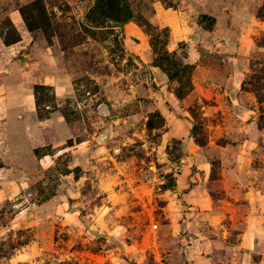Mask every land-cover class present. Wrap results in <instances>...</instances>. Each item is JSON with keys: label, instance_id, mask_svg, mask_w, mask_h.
<instances>
[{"label": "rangeland", "instance_id": "obj_1", "mask_svg": "<svg viewBox=\"0 0 264 264\" xmlns=\"http://www.w3.org/2000/svg\"><path fill=\"white\" fill-rule=\"evenodd\" d=\"M33 1L0 0V88L74 137L0 193V264H264V0H127V22L42 0L31 30Z\"/></svg>", "mask_w": 264, "mask_h": 264}, {"label": "crops", "instance_id": "obj_2", "mask_svg": "<svg viewBox=\"0 0 264 264\" xmlns=\"http://www.w3.org/2000/svg\"><path fill=\"white\" fill-rule=\"evenodd\" d=\"M159 13L163 15V10H159ZM127 33H129L128 36H136L140 39H143L138 43V45H143L144 35L140 27L127 30ZM184 38L185 35L182 33V35L176 39L182 40ZM29 39L25 40V42L27 43ZM20 40L24 41L22 39ZM138 45H135V47H138ZM46 56L49 59L51 58V60H55L54 56H49L47 54ZM14 60L15 63L20 66L18 63L20 59H17L16 61L15 58ZM26 63L27 62H25L24 65H21V67H24ZM45 73L53 74L54 70L52 68L46 69ZM23 80L24 78L22 81ZM40 82L45 84L50 83V85H53L56 95L59 96L60 92L58 90V84L48 81L46 77ZM26 85V81H23L18 86L4 84L0 88V170L16 172L18 175H20L18 180L14 179L0 181V185L3 186L0 188V193L4 190L5 192L3 195H6L7 197L11 196V193L12 195L20 193L22 188H26L28 185V180L25 179L24 176L22 177L21 173L24 171L26 172V170H28L31 166L34 167L37 164L38 156L36 155L35 149L42 148L49 142H51L54 147H58L66 143L68 140L73 139L74 137V131L71 122H69L63 114L60 115L53 112L51 116L45 119L39 117L32 87L28 88ZM11 89H14L16 94L13 96L10 93L7 105H5V98L8 97V95L4 92L8 91L9 93ZM10 97L14 98V100H11ZM172 101L176 104L179 103V100L174 96ZM51 127L54 128L55 134L52 137H47L45 132ZM74 146L75 145H73V147ZM44 159L45 157L39 158L40 162L44 161ZM189 175L191 176V179L194 177L192 175V171ZM183 176L184 173L182 169L179 177ZM184 183L185 182L183 181V184L179 185L181 190L186 187V184ZM7 186H13L17 189L9 192ZM190 195L191 192L184 193V197L186 200H188V202L193 201L190 199ZM195 199V202L205 201L203 198ZM74 213L69 212L68 215L72 216Z\"/></svg>", "mask_w": 264, "mask_h": 264}, {"label": "trees", "instance_id": "obj_3", "mask_svg": "<svg viewBox=\"0 0 264 264\" xmlns=\"http://www.w3.org/2000/svg\"><path fill=\"white\" fill-rule=\"evenodd\" d=\"M26 9H31V10L38 9L40 10L42 17L46 19L47 11L45 5L43 4V1L35 0L21 8L22 13L25 15L26 23L31 30L34 27H41V26H35L30 22V19L26 16ZM89 17L92 20H98L100 17H109L117 22H127L128 20L132 19L133 13L131 12L127 0H96L95 5L93 6L92 10H90ZM42 86H46V85L36 84L34 86L35 91H38ZM46 87L49 88L51 86H46ZM41 117L43 116L41 115Z\"/></svg>", "mask_w": 264, "mask_h": 264}, {"label": "built area", "instance_id": "obj_4", "mask_svg": "<svg viewBox=\"0 0 264 264\" xmlns=\"http://www.w3.org/2000/svg\"><path fill=\"white\" fill-rule=\"evenodd\" d=\"M157 226H158V224H157V223H155V224H154V227H157Z\"/></svg>", "mask_w": 264, "mask_h": 264}, {"label": "water", "instance_id": "obj_5", "mask_svg": "<svg viewBox=\"0 0 264 264\" xmlns=\"http://www.w3.org/2000/svg\"><path fill=\"white\" fill-rule=\"evenodd\" d=\"M102 137H107V135H105V136L103 135Z\"/></svg>", "mask_w": 264, "mask_h": 264}]
</instances>
